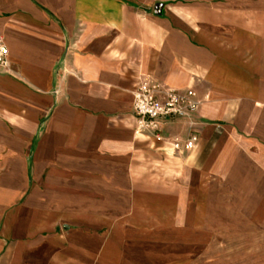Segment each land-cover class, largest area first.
Here are the masks:
<instances>
[{
    "label": "crops",
    "instance_id": "1",
    "mask_svg": "<svg viewBox=\"0 0 264 264\" xmlns=\"http://www.w3.org/2000/svg\"><path fill=\"white\" fill-rule=\"evenodd\" d=\"M0 31V264H264V0H0ZM147 77L200 100L165 139Z\"/></svg>",
    "mask_w": 264,
    "mask_h": 264
},
{
    "label": "built area",
    "instance_id": "2",
    "mask_svg": "<svg viewBox=\"0 0 264 264\" xmlns=\"http://www.w3.org/2000/svg\"><path fill=\"white\" fill-rule=\"evenodd\" d=\"M9 48L5 37L0 31V67L8 62ZM200 100L193 86L180 90L170 87L162 81L147 77L141 79L134 92L133 112L137 119V129L141 132L153 131L158 138L161 136V123L186 117L198 109ZM197 135L188 140L173 139V150H188Z\"/></svg>",
    "mask_w": 264,
    "mask_h": 264
},
{
    "label": "bare ground",
    "instance_id": "3",
    "mask_svg": "<svg viewBox=\"0 0 264 264\" xmlns=\"http://www.w3.org/2000/svg\"><path fill=\"white\" fill-rule=\"evenodd\" d=\"M263 242V241H262ZM256 244V243H255ZM259 244V243H258ZM264 244V243H263ZM223 245V244H222ZM252 245V244H251ZM254 246V245H253ZM252 247V246H251ZM239 250V249H238ZM241 250V249H240ZM237 251V250H236ZM231 252V251H230ZM232 254V253H231ZM264 254V253H263ZM222 255V254H221ZM248 255V254H247ZM255 256V255H254ZM222 257H226V256H222ZM250 257V256H249ZM252 257H253V255H252ZM251 258V257H250ZM249 258V259H250ZM255 258H256V256H255ZM264 258V257H263ZM262 258V259H263ZM244 259V258H243ZM242 260V259H241ZM260 260V259H259ZM256 261V260H255ZM255 261H254V263H255ZM238 262V261H237ZM257 263L259 264V262L257 261ZM230 264H234V263H230ZM235 264H236V262H235Z\"/></svg>",
    "mask_w": 264,
    "mask_h": 264
},
{
    "label": "rangeland",
    "instance_id": "4",
    "mask_svg": "<svg viewBox=\"0 0 264 264\" xmlns=\"http://www.w3.org/2000/svg\"><path fill=\"white\" fill-rule=\"evenodd\" d=\"M60 228H63V227H60ZM25 264H26V263H25ZM27 264H29V262H28Z\"/></svg>",
    "mask_w": 264,
    "mask_h": 264
}]
</instances>
